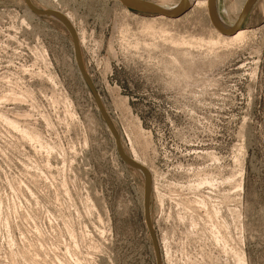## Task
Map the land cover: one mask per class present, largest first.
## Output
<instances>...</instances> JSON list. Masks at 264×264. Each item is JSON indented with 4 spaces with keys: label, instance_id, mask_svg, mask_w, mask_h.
Returning <instances> with one entry per match:
<instances>
[{
    "label": "rangeland",
    "instance_id": "374dc122",
    "mask_svg": "<svg viewBox=\"0 0 264 264\" xmlns=\"http://www.w3.org/2000/svg\"><path fill=\"white\" fill-rule=\"evenodd\" d=\"M232 1L217 0L230 27ZM32 2L73 17L126 151L156 173L163 264H264V0L241 43L218 41L207 9L169 20L117 0ZM33 15L0 0V264H156L145 178L119 158L66 27Z\"/></svg>",
    "mask_w": 264,
    "mask_h": 264
},
{
    "label": "water",
    "instance_id": "95a60500",
    "mask_svg": "<svg viewBox=\"0 0 264 264\" xmlns=\"http://www.w3.org/2000/svg\"><path fill=\"white\" fill-rule=\"evenodd\" d=\"M27 9L37 17H48L53 18L62 23L68 30L74 46L75 60L80 74L93 96L94 102L100 115L102 116L105 125L108 127L112 137L114 138L115 147L119 158L129 167L141 172L145 178V191H144V215L145 222L152 240L154 247L156 264H163L162 254L159 239L157 237L155 227L151 216V198H152V178L149 171L140 163L135 161L132 156L126 151L121 135L116 129L111 116L107 112L105 105L103 104L102 98L99 91L97 90L93 80L91 79L83 61V55L81 50L80 39L75 27L72 23L61 13L54 10H41L33 4L32 0H23ZM121 6L133 12L143 16L150 17H163L169 20H176L186 15L192 9L193 1L182 0L173 9H163L157 7L154 3L145 0H117ZM259 0H248L245 4L236 24L228 29H225L221 24L218 11H217V0H208V12L212 26L224 36H233L238 31L243 29L244 24L249 17L253 7L258 3Z\"/></svg>",
    "mask_w": 264,
    "mask_h": 264
},
{
    "label": "bare ground",
    "instance_id": "6f19581e",
    "mask_svg": "<svg viewBox=\"0 0 264 264\" xmlns=\"http://www.w3.org/2000/svg\"><path fill=\"white\" fill-rule=\"evenodd\" d=\"M52 1V0H51ZM55 1V0H54ZM193 1V5H192V9L193 8H200V9H207L208 10V0H191ZM248 0H233L229 6L227 7V18L231 21H234L235 19L239 18L245 4L247 3ZM45 2V1H44ZM118 2V1H117ZM119 3V2H118ZM152 3V2H151ZM120 4V3H119ZM155 4V3H154ZM157 7L159 8H163L165 9V4L163 3H156L155 4ZM124 9V7H123ZM191 9V10H192ZM44 10H54V11H57L61 14H63L71 23L72 25L75 27L77 33H78V36H79V39H80V44H81V47H83L84 45V35L79 33V31L77 30L76 26H75V23H74V19L73 17L70 15V14H66V13H63V12H60L58 11L57 9H53V8H48V9H44ZM126 12H129V10H127L126 8L124 9ZM29 11V10H28ZM30 12V11H29ZM31 15L33 14L32 12H30ZM134 14V13H133ZM137 15V14H135ZM34 16V15H33ZM139 16V15H138ZM161 18V17H160ZM220 19V22L221 24L224 26L225 29H228V28H231L229 25H227V23L225 24L223 22V20L219 17ZM227 22V21H226ZM230 23V22H229ZM257 31L258 30H247V29H241L240 31H238L236 34H234L233 36H224L223 34H221L220 32H217V30L215 29V32L217 33V37H218V41H223L225 43H241L243 42L246 38H248L250 35H255L257 34ZM210 41V40H209ZM217 41V40H216ZM203 42V41H202ZM211 43H214L215 44V41L213 39V41H211ZM108 128V127H107ZM109 130V129H108ZM32 139V138H31ZM134 150V149H133ZM131 150L129 153L130 156L133 157V159L135 161H137L138 163H140L141 165H143L148 171L149 173L151 174V178H152V192L155 194V193H158L157 192V183H156V173L154 172V170L146 163L144 162L143 160H141V158L139 157L138 153L134 150ZM231 182V181H230ZM158 196L160 198V201L163 203L162 201V197H160V193H158ZM162 196V195H161ZM163 243H160L161 245V249H162V252L161 254H163V257L162 259L165 260V257L169 256V250H166V253L164 252L165 249L163 250ZM235 256H236V259H237V264H247L246 262V258L244 256V254L242 253H235Z\"/></svg>",
    "mask_w": 264,
    "mask_h": 264
}]
</instances>
